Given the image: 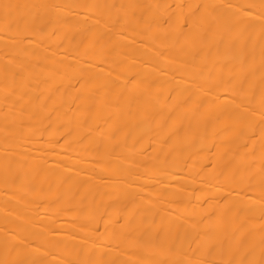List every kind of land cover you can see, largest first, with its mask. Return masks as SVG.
Segmentation results:
<instances>
[{"label":"bare ground","instance_id":"bare-ground-1","mask_svg":"<svg viewBox=\"0 0 264 264\" xmlns=\"http://www.w3.org/2000/svg\"><path fill=\"white\" fill-rule=\"evenodd\" d=\"M0 264H264V0H0Z\"/></svg>","mask_w":264,"mask_h":264}]
</instances>
